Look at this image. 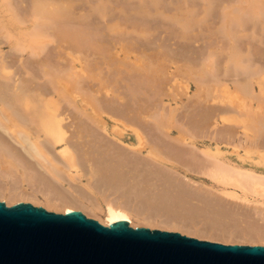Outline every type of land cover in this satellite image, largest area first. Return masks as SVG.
I'll return each mask as SVG.
<instances>
[{
	"label": "bare ground",
	"instance_id": "obj_1",
	"mask_svg": "<svg viewBox=\"0 0 264 264\" xmlns=\"http://www.w3.org/2000/svg\"><path fill=\"white\" fill-rule=\"evenodd\" d=\"M15 1H18V0H2L3 3H5V4H7L9 6V9H11L12 12L15 11L13 13V19H15L14 22H13V30L20 31V32L17 33V40H18V43L20 44V46L21 47L26 46V45L33 46L31 43H34V44H41V43L48 44L50 42L51 43L53 42L54 44H56L57 48H60V49L56 48V50L58 52H61V53L63 52V47H66L65 45H67V43H75L77 45L82 44L83 46L82 45L81 46L84 47V46H86L88 44L89 39H90V42H92V40H93L95 35H93V32L90 30L92 28L90 26V24H93L92 20H94L95 17L100 19V20H104L106 24H105V26H103V28L104 27L106 28V25H107V30L109 32H111V33H114L116 36L118 35L116 39L120 40L121 38H123L122 35H124V34L127 35L128 32L131 31V29H132L131 27H133V26H134V28H136V29H134V30H136V32H140V34L142 33V35H144V34L146 35L147 34L148 29L145 28L146 31L144 30L143 27H141V29H139L140 27L136 26L137 22L136 23L132 22L133 25L131 26V23L129 22L130 23L129 24L128 21H127L128 19H126L128 16L132 17V15L133 16L135 15V16L140 17L142 15V16H144L143 19H146L145 17H147V16L150 17L151 15L154 16V13L156 12L155 14H157L159 16L162 15L165 18V20L167 19L166 23H167V21H171V23L173 25H174V23L176 24V26H174V27H178L179 28V29L177 28V31L179 33L175 31L176 33H178V34L175 33L177 35V37L176 36L175 37H176V39L177 38H181L185 44H186L187 41H189L188 40L189 38H190V40H191V38H192V40L194 38H195V40L196 39L199 40V38H196V37H199L202 34L204 35L206 30L210 31L209 26H207V25L210 24L211 22H213V20L210 21L211 20L210 18L206 19L207 17H209L207 15L208 9H206V8L210 6L209 9H211V11H213L212 8H213L214 4L212 2H214V0H212V1L208 0V2L206 0H202V1H206L208 4L206 6V2H204L205 10L202 13H198V15H197L198 10L196 11L195 4L193 2H191L192 4H188V2H190V1H188L186 3V0H185L184 3L181 0H180L181 2H179V0H176V1H178V3H181V4H177L178 6L173 8V13L171 12L172 9L170 10L169 7H171L173 5L172 3H174V5H175L176 1L172 2V3H171V1H168V2H170L169 5H171V6H168V8H169L171 13H167L163 9V7L161 8V5L163 4L164 0L163 1L162 0H152L153 2L152 1L151 2L153 3V7L155 9L153 7L152 8L150 7L151 9L147 8L149 6H145V4H147V2L148 3H150V2L148 0L147 1L145 0L144 2H141V3H144L143 5H144V7L146 9L139 2L140 3L139 4L140 8L131 7V8H133L132 11L134 9H137V11L134 10L132 12V15H130L131 14V12H129L130 9L128 11H124L123 7L119 8V5H118L119 3L118 2H117L118 6L116 5L115 1H118V0H115V1L113 0V2L115 4L112 3L111 0H109V1L108 0H104V1L100 0V2H96V3H95V1H97V0H95V1H92V0H33L32 2L30 1V3H33L32 4L33 6L31 5L32 6L31 9L29 8L30 5L28 6V9H29L30 12L28 11V9L24 10V7H22L23 5L25 7L27 5V3H26V5L25 4H23V5L21 4V3L25 2V0H19V5L20 4L22 5L19 8L20 10L18 9V7L16 8L18 3L15 2ZM90 1H92V2H90ZM125 1H126V4H127L131 0H129L128 2H127V0H125ZM134 1L135 0H133V2H131V3L134 4L135 3ZM141 1H143V0H141ZM172 1H174V0H172ZM238 1H240V0H238ZM14 2H15V4H14ZM122 2H123V0H122ZM224 2H225V0H224ZM256 2L258 4L254 2L253 3L254 6L257 4V5H259V6L256 5L257 8L258 7L260 8V6H261L260 4L263 2V0L262 1L257 0ZM109 3L111 5H109ZM131 3L129 2V4H131ZM210 3H211V5H209ZM226 3L230 4V2H228V1ZM226 3H225V5H222L223 8L220 7L224 11L222 12L221 11L222 9H220V11L218 13V14H220L222 12L220 15L224 14V16H221V20L224 19L223 21H221L222 24L220 23V25H218L219 28H220V32H222V33L224 32L223 34L226 33V36H227V33L230 34V35H228V38H231V39L233 38L234 41L233 40L232 41L234 43H237V40L239 41V39L241 37H242V39H248V38H250L251 34L253 35L255 33L253 31H257L259 29V31L256 33V36L258 34L260 36V38L263 39V36H264V33H263L264 32V17H262V16L264 15V13H262L263 15L261 13H258V12H257V14H255L257 16V18L260 17L257 20V22L259 21L258 22L259 23L258 26L260 25V27H261V28L259 27L258 29L256 28V30H255V26L256 25L255 26H253V25L256 23L255 22L256 20L255 21H254V19L252 20V17L251 18L248 17L249 19L247 18V16H249V13H250L249 10H243V7H241L239 5H235V7L240 8V10L237 9L239 11V13H238V11H236L234 9V7H233L234 4L226 5ZM113 4H114V6H113ZM129 4H127V5H129ZM193 4H194V6H192ZM108 5L112 8L111 10L109 9V7L107 9ZM135 5L136 4H134V7H135ZM137 5H138V3H137ZM147 5H149V4H147ZM112 6L113 7H118V8H113ZM129 6H133V5H129ZM86 7H87V9H86ZM14 8H15V10H14ZM259 8H258V10H259ZM16 9H18L19 12ZM233 9L238 14H241V15H238V14L234 15L236 12ZM241 9H242V13H240ZM125 10H126V8H125ZM20 11H23V13H20ZM15 13H17V14H15ZM244 14H246V18L247 19L245 18V16H243ZM209 15L212 16V12ZM233 15L234 16L238 15V19L239 20L241 18V17L239 18V16H242V19L244 17V19L246 21L244 19H243V21H245V22H247L248 20H251L249 22L253 23V24L251 23V26H250L251 28L253 26V28H254L253 31H251V33L250 32L248 33L247 31H249V29H248L249 27L247 28L246 24H249V23L245 24V22H244V24H243L242 20H240L241 23H240L239 20H236V19L233 20V18H232ZM142 16H141V18H142ZM107 19H108V21H107ZM109 20H111V21H109ZM160 21H162V20H160ZM208 21H210V23H208ZM22 22H24V23L30 22L34 26L33 30H29V32H27L28 30L25 31L24 30L25 28H20L19 24H21ZM233 22L235 24H233ZM162 23H164V22H162ZM168 23L170 24V22H168ZM206 23H208V24L206 25ZM134 24H136V25H134ZM236 24L238 26V29H237L236 32H234L235 34L234 33L232 34V35H235V36L231 37V33H232L231 32L232 31L231 28L235 25L233 27V31H235L234 30L235 27L237 28ZM151 25H152V23H151ZM205 25H206V30L203 27ZM210 25H212V27H213V28L212 27H210V28H212L213 31H216V30H214L216 25L214 24L215 27L213 26V23H211ZM243 25H245L244 28L246 27V29H248L247 31H246V29L244 30L242 28ZM2 26H4V23H3ZM49 26L52 27V28L50 27L51 30H50ZM154 26H156V25H154ZM170 26H169V28H170ZM46 27H47V29L49 28L48 29L49 31H46L47 30ZM128 27H130L131 29L128 28ZM174 27H172L170 29H175L176 30V28H174ZM199 27H200V29H198ZM201 27H203V28H201ZM239 27H241L243 32L239 29ZM216 28H218V27H216ZM128 29H129V31H128ZM149 29H151V28H149ZM40 30H44L46 32L41 33V32H39ZM199 30H201V31H199ZM250 30H252V29H250ZM103 31H100V32L103 33ZM126 31H128V32L125 33ZM132 31H133V29H132ZM148 32L150 33V31H148ZM89 33H90V38H89ZM208 33L209 32L207 31V35H209ZM261 33L263 34V36L261 35ZM151 34H153V33H151ZM151 34H150V36L149 35H146V36L144 35V37H148L149 36L150 38H153L154 34H153V36ZM171 34H170V36H172ZM211 34L213 35V33H211ZM216 34H214L213 36H215ZM6 35H7V37H10L11 36V31L6 33ZM27 35L32 36V37H25ZM104 35H105V32H104ZM108 35H109V33H108ZM207 35H206V37L203 38L205 40V43L204 42L203 43L205 44L206 47L209 46V44H213L214 42L211 43V41L215 39L213 36L212 37L214 39H212L211 37H210V39H208ZM252 35H251V37H252ZM170 36H169V38H170ZM190 36H194V38L190 37ZM202 36L200 37V40L202 39ZM259 36H257V38H258L257 40L260 39ZM253 37H254V35H253ZM116 39H112V40L114 41ZM94 40L98 41V39H94ZM99 40H100V38H99ZM103 40L106 42L105 45L107 43L110 45V42H108L109 40L107 41L106 39H102V41ZM112 40H111V42H112ZM121 40H123L125 42L124 39H121ZM121 40L119 42H117V44L121 43L122 42ZM207 40H210V43L208 45H206V43H207L206 41ZM216 40L217 39H215L214 41H216ZM197 41H195V42H197ZM260 41H262V40L260 39ZM114 42L116 43V41H114ZM114 42H113V44H114ZM189 42H191V41H189ZM218 42H219V38H218ZM1 43H2V41L0 40V157H1L0 158V172L2 174L0 176L3 177L5 175L4 172H6V173L8 172L9 173L8 176H10V173H14L13 170L18 168L19 163L18 162L15 163V161L12 160L13 157H18L21 160H24L25 164L27 165V167H25V168L23 167L24 170H26V173L33 174L34 171H36V170L38 171L39 170V172H37V173H38V176L39 175L41 176V178H40L41 183L42 184L45 183L49 187V188L48 187H44V189H46V188L49 189V190H47V189L45 190V191H48V192H45L44 190L40 191L41 194L45 197L47 205H49L51 207H62L63 208V212H69V211L77 210V211L84 212L87 215H88L89 212L91 214V213H95V212L100 211V212L103 213V219L99 220V221L101 223H103L104 225H109L113 221H117V220H125V221L129 222V225L134 226L132 218L133 219L136 218V219H142L144 222L146 221L147 223H151V224L155 223L156 221H158V222L160 221V222L163 223L164 226L178 227V228L179 227H184V228L186 227V228L190 229L191 227L187 223H185V222L184 223H180V221L177 222L176 221L177 218H176V220L173 219V221H172V218L171 219L167 218L168 217L167 214H166V217L164 216L165 219H162L163 218V217L161 218L162 212H164L163 213V215H164L165 213L168 212V210H166V212L164 210L161 212V208H159L160 210L157 209L158 212L157 213L155 212V214L153 215V214H151V212H152L151 210H153V209H150L151 208L150 205H149L150 207H148L150 212H148L147 210L145 211L144 209L140 208L141 210H144V211H141L140 209H137V207H136V209L134 207L132 209L131 208L132 206L129 203H128V205H130L131 207H127V204H125L126 202L124 203V200L122 198H120V200H119L117 198L118 196L114 197V195L116 193L115 194L113 193L114 195H113L112 199L117 198V200H119L120 202L117 203L115 200H114L115 202H113L112 199H110L111 198L110 194H112V192H115L114 190H117L119 187L123 190L124 188H127V187L131 188L132 186H135V184H136L135 182L138 183L139 180H135L136 179V175H134L135 172H134V174L132 173V176H131L130 172H133L136 169L135 171L137 173L138 170L142 169V167H144V166L146 167V168L144 167L145 168L144 172L145 171L148 172V173L145 172L146 175L152 172L153 169H151V168H149V170L147 171V166L149 167V165H148L149 163L148 162H146L147 166L145 164H141L142 162H138L139 160L137 159L138 158L137 155H134L136 152L137 153H141L142 152L141 151L142 148H145V147H149L147 149L148 156L151 154L153 156L162 157L163 153H164L162 151V149H165V150H167V152H169L170 154H172L175 157H185L192 164L199 165V167H201L202 170H206L205 173L209 174L212 178L218 179V180H220L222 182L232 181L233 183L236 184V186L240 187L242 190L248 191L249 193L254 194V195L258 196L260 199L264 200V174H256L251 169L235 167V166H231L229 164L220 165L216 160H214L215 156L210 150L202 149V152H203V154L206 157L201 155V154H198L197 153V149L195 148V145H197V143L194 140L186 142L187 138L185 136H181V134H179L178 137L176 138V142H178L179 144L178 143L177 144L164 143V141H161V140L159 142V140H158L159 137L155 134V132L152 129L149 128V125L148 126L144 125L145 124V122H144L145 120H143L142 119L143 117L140 116L141 115L140 112H142L143 109L141 108L142 111H140V108H139L138 111H136V107L134 108V106L137 105V101L138 100H134L132 94H131V96L126 97L127 100L123 99L124 101H122V103H121L122 105L121 104H116V103L115 104L114 103H109L108 101L106 102L105 100L103 101V100H101V97L98 96V99H97V103L98 104H97V106L99 105V107H97V108H96V104L94 105V103L96 102L95 101L96 99L94 100L95 102L92 103L93 105L89 104V103H91L93 101V96H92V101L91 100L88 101L87 99L84 98V94L85 93L83 91H82L84 93L83 96L78 95L79 93L76 94L75 93L76 92L75 91L76 87H74L76 84H77L76 86H78V85L81 86L82 84H84L82 82L85 81V79H89L88 81H90L92 79L91 77L92 76L94 77L95 73H91L92 71L88 72L89 69L91 68L90 67L91 66L90 62L92 61V60L89 61V57H88L87 60L89 61L88 65H90V66L87 65V67H90V68H88V70H85L83 67H77L75 65V63H74V60L76 58L71 56V60L70 61L72 63H74V65H72V68L68 69V74H70L69 76H67V75L64 76L65 74L64 75L62 74L63 76L62 75L60 76V74L62 72H60V73L56 72V71H58L57 70L58 64H56L57 65V68H56L55 67L56 65L55 66L52 65L53 64L52 62L50 63L52 66L51 65L50 66H51V69H52L53 66H54V68H53V70H50V66H47V64H49L50 60L49 61L47 60L48 63L46 62V63L43 64V60L47 59V58H41L40 62H42L41 64L43 66L39 64L38 60H40V59H37L36 61H38V63L37 62L36 63L39 66H41V68L43 67L44 69L47 70L48 68H45V67H49V70H50V72H48L49 70L40 71V72H43V73L45 72L44 74L43 73L41 74L40 72L38 73L37 71H39V70L35 71V72H37L40 75V76L38 75V77H40V78L35 77V72H34V77H33V73L32 72H33V68L36 67V63H33V61H31L32 63L31 62L29 63V61L27 63V61H26V64H25L24 63L25 61L23 60V58H20V59H18V61L23 64V70L25 68L26 70H24V71H26V75L29 74L30 76L26 77V75H23L24 76L23 77V76L19 75L17 77L16 73H19V70L16 69V68H15V70H13V67L10 64V63H13L12 61L15 60V58H13L12 61H11V60H9L7 58L5 53L1 52V50H2ZM128 43L126 42V44L129 46V48H131V47L135 46L134 44H136L137 42H135V43L133 42L134 44H132V45H130V43L129 44ZM222 43L225 44V42H222ZM259 43L260 44L263 43V45H264L263 41H262V43L261 42H259ZM113 44L111 43V45H113ZM219 44H218V46H221V48H223L222 45H224V44H222V45H219ZM109 45H107V46H109ZM114 45H116V44H114ZM137 45H138V43H137ZM225 45H227V42H226ZM247 45H248V47H250L249 48L250 50L248 49V51H246V53L248 55L246 53L242 54L244 50H242L241 53L239 52L241 49H239L240 47H239L238 43H237V46L234 45V44L229 45L228 48H227L226 55L220 53L221 51L224 50V49L221 50L220 47H219L220 52H218V50H219L218 48L214 49L216 46L214 48L213 47L210 48V46H209V48H210V50L212 48L214 50H217V52L220 53L221 56L225 55L226 56L225 58L227 59L226 60L227 61L226 64L227 63L233 64V66L232 65L230 66V67H232L231 69H233V67L235 66V68L233 70H235L236 67H237L238 70L236 69L235 71H240L239 67L241 68V65H242L244 70H242L243 69L242 68L241 72L242 71L246 72V70L250 69L249 68L250 66L252 68L253 66H255L257 64L256 63V61H257L256 58H258L260 56V54L264 53V52L261 53L262 51L260 53H258L259 51H257V50L261 49V48H259V46H260L259 44H258L259 46H256V45L252 44L253 46L256 47V53L253 54V55L255 56L257 53L259 54V55H256L258 57H253V58H255L254 59L255 63H253L254 62V60L252 58L253 55L249 54L250 53L249 51H251V52L253 51L254 52L255 49L253 50L251 45H249V44H247ZM138 46L139 47L140 46L143 47L140 44ZM125 47H127V46H125ZM139 47L136 46L134 50H136V48L138 49ZM226 47H224V48L226 49ZM236 47H238V49ZM246 47H244V48H246ZM129 48L127 50H131ZM133 48H132V50H133ZM141 49H143V48H141ZM138 50H140V49H138ZM214 50L210 51V53H209L210 55L209 56L207 55L208 52L205 50L206 54H205L204 58L205 59L207 58V59L206 60L204 59L206 61L205 64H204L205 61L203 63H201V64H204V68H202V70L200 69L199 66H197L198 68H196L195 66L191 67V70L192 71L194 70L193 72H196L195 73L196 76H197V72L203 73V74L205 72L206 73L205 77H208V78H210V76L211 77H216V76H213V75H216L214 70H216L215 68L219 65L216 62L218 58L220 59V61H222V63L219 65V66H221V68L217 67L219 69L217 71H220L222 73L221 69H222L223 61H225V60H223L224 56H222V59H221L219 57L220 54L218 55V53H216ZM262 50H264V49L262 48ZM186 51H187V49H186ZM225 51L226 50H224V52ZM128 52H130V51H128ZM142 52H143V50H142ZM187 52L189 53L190 51H187ZM191 52H192V50H191ZM199 52H200V50H199ZM57 53H55V55ZM140 53H141V51H140ZM161 53L160 54L162 56H165L167 54V53L163 54V52H161ZM142 54H145V53L143 52ZM160 54H159V56L162 57ZM194 54H195V57L197 58L198 54L196 53V51H195ZM52 55H54V54L52 53ZM102 55H104V54H102ZM102 55H100V56H102ZM127 55H128V53H127ZM146 55L149 56V54H147V53H146ZM157 55L153 54V56H155V58H156ZM167 55L170 56V57L167 56L168 59L169 58L170 59H172V58L175 59L176 58V57L175 58L173 57L174 54L172 55V57H171V54H169V53ZM244 55H247V57L245 56L246 59L247 58L248 59L249 58L252 59V62H251V59L249 61H247V62H244V63H246V65H245L246 67L243 66V61L245 60ZM50 56H51V54H50ZM58 56H59V54L57 55V57ZM141 56H143V55H141ZM148 56H144V57H148ZM217 56H218V58H217ZM102 57L104 59L106 56L105 57L102 56ZM150 57L151 56H149L148 58H150ZM263 57H264V54H263ZM263 57L262 58L260 57V59L262 61L264 59ZM141 58H143V57H141ZM155 58L152 59L151 61H153V60L155 61ZM157 58H159V57L157 56ZM193 58H194V56H193ZM91 59H93V58H91ZM126 59H127V56H126ZM150 59H148V60L150 61ZM164 59H165V57H164ZM168 59H165V60H167L168 63H169ZM197 59L196 60L195 59H191L192 63L190 62L188 64L189 65L190 64H192V65L198 64L199 65L200 63L197 62L198 61ZM106 60H105V62H106ZM143 60H145V59H143ZM192 60H195L197 63L195 62L196 64H194V61H192ZM58 61H61V60H58ZM159 61H161V60H159ZM220 61H219V63H220ZM258 61L257 62L259 63V65L257 64L254 68H252L250 73H248L249 70L246 72V73H248L247 74L248 78L246 80L244 78V82H243V79L239 78V77L241 75L246 74V73L243 72L244 74L243 73L241 74L240 72H237V73H239V75L237 74L238 76L236 74H234L235 76L238 77V80L242 79V81L241 80L238 81L237 78L232 76L234 71H232V70L230 71L232 75L229 73V68H228V72L226 73V75L220 74L221 77H223V78H220V76H219L220 80L218 79L219 82H217V84H211L210 83V85H214L213 88H210V85H209V88H208V83H207V86H205L206 85L205 82L207 81L206 80L207 78H205L203 76V81L205 80L204 82L201 81V79H200L199 84L201 82H203L202 84H205V85H202V84L199 85L200 86V91L201 90L203 92L207 91V93H205V94L201 93V95H197V96H200V98L204 97V98H207V100H213L214 101V100H216V98L214 97V93L215 92H217L218 90H220V91H225L226 90V92L228 94H229V92H231V99H229L227 97H226V99H228V101L230 103V106L232 105V109L230 107L229 110H227V109L226 110L225 109H217V108H215L216 110L215 109L213 110L214 107H212L211 108L212 110H210V112H209L207 110L209 108L208 107L209 105L208 106L205 105L208 108L205 107L206 109L203 108V109H201V111L203 113H204L203 110L208 111L209 113L208 112L206 113V111H205V115L208 114V116H204L202 114L203 118L204 117L205 118L203 119L201 117L202 119H200V120H202V121L199 122V125L197 127H202V128L203 127L207 128V127H210V126L216 127L218 119H220V120H222L224 122L230 121V120L231 121L239 120V121L242 122V125L245 128L254 129L255 133H256V136H258V137L262 136L264 138V104H262V102H261L262 100L264 101V64H262V61H260V60H258ZM93 62L96 63L98 61L95 60ZM121 62H123V61H121ZM136 62L140 63L137 60H136ZM248 62L253 63V65L250 64V63L248 65L247 64ZM14 63H15V61H14ZM110 63L111 62H110V59H109V64ZM125 63H126V61H125ZM144 63H143V65H144ZM152 63L155 65L154 62H152ZM214 63L217 66H215ZM24 64H25V66H24ZM28 64H32V65L26 66ZM97 64H99V62L96 63V64L92 63V67L93 68L91 70L98 69V68H95L96 66L94 67V65H97ZM112 64H113V61H112ZM116 64L113 65V66H116ZM160 64H159V67H160ZM169 64H171V63H169ZM44 65H45V67H44ZM123 65H125V64L123 63ZM134 65H132L133 70H136V69H134L135 68ZM145 65H146V63H145ZM213 65L215 66V67H213L214 68L213 70L212 69H207V68H211ZM247 65L249 67H247ZM31 66H34V67H31ZM39 66H37V67H39ZM97 66H100V65H97ZM117 66H118V64H117ZM127 66H128V63H127ZM130 66H131V64H130ZM28 67H29L30 71L32 70L31 72L28 70L29 73L27 72ZM70 67H71V64H70ZM107 67H108V65H107ZM136 67L139 68V65L136 66ZM164 67H166V66L164 65ZM225 67H227V66H225ZM225 67H223V69ZM110 68L113 69L115 67H111L110 66ZM144 68H146V66ZM157 68H158V66H157ZM245 68H246V70H245ZM37 69H40V67L37 68ZM54 69H56V70L54 71ZM99 69H100V70H98L99 73H100L101 70L104 71L101 68H99ZM112 69L110 70V72L113 71ZM117 70L119 71V69H117ZM117 70L115 68V71H113V72H115L117 74V72H118ZM122 70H124V69L120 68L121 72H122ZM133 70H131L132 74H131V72H129L130 75H133ZM143 70H146V69H142V71ZM147 70H148V68H147ZM208 70L214 71L213 72L214 74H211L210 71H208ZM52 71H54V72H52ZM59 71H61V70H59ZM108 71L105 72V73L109 74L108 76L107 75L106 76L110 78V77H112L111 76L112 73L110 74V72H108ZM187 71H188V68H187ZM226 71H227V69L225 71H223L224 74H225ZM87 72L90 75H92V76L90 77ZM144 72L145 71H143V73ZM54 73L59 74V76L55 75ZM101 73L105 74L104 72H101ZM208 73H210V74H208ZM80 74H81V76L83 75L84 77L86 75V77L84 78L83 81L80 82L81 84L78 83L79 80H80L79 79L77 83L75 82L76 84L74 83L75 84L74 85L71 82L72 81L71 80V76L72 77L76 76V75L79 76ZM96 74H97V72H96ZM134 74H136V75L138 74L139 75L140 73L136 71V73H134ZM145 74L148 75L147 71H146ZM228 74H230L231 77L234 78V79H232L234 83L231 81L232 85H230L229 82L227 81L228 79L226 77H228V76L230 77V75H228ZM41 75H43L45 78L47 77L48 79L47 78L46 79L48 81L53 80V82H54V83H52L53 86L50 84L52 86V88H48L47 85L45 86V84L44 85L42 84V82L46 81V80L44 79V80L40 81L41 80ZM99 75L102 76L101 74H99ZM124 75H126V73ZM127 75H129V74H127ZM163 75H164V73H163ZM208 75H210V76H208ZM247 75L245 77H247ZM36 76H37V74H36ZM88 76L90 78H87ZM100 76H98L99 78H97V81H96L97 84H98V81H100L99 80ZM118 76H121V75L118 74ZM142 76H143V74H142ZM150 76H152V75H150ZM224 76H225L226 80L225 81H221V79H224ZM65 77H67V79H65ZM154 77H156L155 74H154ZM217 77H216V79H217ZM156 78H158V76ZM105 79H107V78H105ZM148 79H150L149 75H148V77L146 76L145 80L148 81ZM102 80H104V79H102ZM35 81L37 82V84H39V81H40V85H43L42 88L41 87L38 88V85L36 87V82ZM140 81H141V78H140ZM151 81L153 83V80H151ZM151 81L149 80V82H151ZM94 82H95V80H94ZM94 82L92 81L90 83L93 84ZM104 82H107V85H109L111 81L109 82V81L105 80ZM116 82H118V81H116ZM141 82H143V81H141ZM214 83H216V82H214ZM253 84L257 85L256 91H257L259 96H257L255 94V90H254ZM102 85H103V82H102V84L100 86H102ZM104 85L107 86L105 83H104ZM109 86H107V87H109ZM60 87L62 88L63 91L60 90ZM79 88H81V87H78V89ZM97 89L99 90V88H97ZM197 90H198V88H197ZM211 91H212V93H211ZM240 92L250 93L252 95L251 98H250V101H251V99H254V98L257 99V101H258L257 106L255 108H252V109H247L246 110L247 112L243 113V108L242 107L244 106V104L242 103V98H241V96L239 94ZM96 97H97V94H96ZM148 98H149V96H148ZM193 98H194V96H193ZM135 99H137V98L135 97ZM147 99H145V101H146V103H149V101ZM68 100H69V103H67ZM133 100L136 101V105H135ZM68 104H70V105H74L75 104L76 107H78V109L74 107V109H75V110L73 109L75 111L74 112L71 109V108H73V106L71 107L69 105L70 106L69 107ZM148 106L149 105L147 104V107ZM143 113H144V111H143ZM106 116L111 119L112 124L108 123L109 121L108 122L105 121ZM146 118H149V116L148 117L146 116ZM88 120L91 121L92 125H90ZM147 121H149V120L147 119ZM165 125L166 124H164V123H163V125H161L162 129L158 125L157 126H158V128L161 129V131H163L164 128L167 129V127H168V126H165ZM123 129L130 130L136 136L137 144H138L137 145L138 148H136V150H135V148H134V150H132L133 147L130 146V145L128 147L129 149L123 148V146H124L123 145L124 141H123V138H122V135L124 133ZM232 129L228 130L226 128V131L224 133V136L226 137V139H231L232 138V136H233V134L235 132ZM193 137H195V135H193ZM193 137H190V139L193 138ZM58 146H61V148L57 149ZM252 146L260 153L261 151H264V140H262V141H253ZM160 147H162V149ZM94 149H96V150H94ZM16 152H18L17 153L18 155L14 154ZM12 154H14L13 157H12ZM131 154L134 155V157L135 156L136 157L135 158L131 157L132 156ZM19 156H21V157H19ZM13 159L15 160L16 158H13ZM134 160H136L135 163L136 162L139 163L138 165H140V166L142 165L141 167L137 166L138 170H137V168H134L137 165V164L134 163L135 164V166H134V164H133ZM129 161H131V162H129ZM140 161H141V159H140ZM127 162L128 163H132L133 166L130 165L129 168H128L127 166L129 164ZM124 163H126L128 165L126 166ZM143 163H145V161ZM32 166H34L35 168L33 169ZM125 166H126V168H125ZM27 168H28V170H27ZM129 169L130 170L133 169V170L130 171ZM30 170H31V172L33 170L34 171L31 173ZM127 170H128L129 173L126 172ZM153 171H155V169ZM155 172L157 173V171H155ZM155 172H152V173H154L153 175L156 174ZM39 173H41V174H39ZM43 173H45L46 176L48 174L47 177L52 178L51 181L49 180V178L47 180V177L45 175H43ZM143 173L141 171L139 175H141ZM144 174H143V176H144ZM82 175L89 178L88 179V184L82 186L85 189L78 188L79 185L76 182V180L80 179V177ZM158 175H159V172H158ZM158 175H157V177H158ZM151 176L152 175H150V177ZM4 177H7V176L5 175ZM131 177H133V179H131ZM140 177L143 180L142 176H139V178H138V175H137V179H140ZM141 179H140V181H142ZM148 179H151V178H148ZM168 179H170V178H168ZM52 180H54V182L56 184ZM131 180H133V182L134 181L135 182L132 183ZM144 180H146V179H144ZM172 180H174V179H172ZM61 181L69 182L70 190L68 192L67 191L64 192L65 190L63 192H61V189H58L60 187L57 188V186H58L57 183L58 182L60 183ZM146 181H148V180H146ZM169 181H171V180H169ZM151 182H155V181H151ZM163 183H162V186H164L166 184V183L165 184H163ZM171 183H172V185H174V182L171 181ZM171 183L169 182L168 184H171ZM45 184H43V186ZM130 184H132V185L130 186ZM141 184L142 183H140V185L138 184V186H141ZM149 184L151 185L150 182H149ZM179 184L180 183H178V185ZM146 186H147V184H146ZM152 186L154 187L155 185H151V187ZM80 187H81V185H80ZM151 187H149V190H151ZM175 187H177V184H176ZM50 188H51V190H50ZM52 188L55 189V191L57 189L55 194L51 193V191L55 192V191L52 190ZM165 188H167V184L165 185ZM179 188L182 191L183 187L182 188L179 187ZM143 189H144V186H143ZM170 189H172V188H170ZM178 189L176 188V190H175L173 188L171 190V194H172L173 190H175L178 193ZM82 190H87L90 193L89 192L87 193V191L84 192ZM108 190H110L111 193L110 192L108 193L107 192ZM122 190H119V191L122 193L123 192ZM129 190H127V192L133 191V190H130V191ZM149 190H148V192H150ZM156 190H158V189L156 188ZM33 191L32 192H27L26 190L23 191L17 186L13 187V185L11 183L10 184L9 183L8 184L3 183L2 180L0 179V197L1 198L6 197L8 199V203L6 202L7 204H9L10 202L19 200V199L32 198V199L36 200L37 196H36L35 191L34 192ZM94 191H98L99 193L103 194L104 205L101 204V202L98 199V197H96ZM103 191L106 192V193H103ZM151 191H152V194H153L154 193L153 189ZM175 191H173V194H175V196H178L179 194L176 195V193H174ZM140 192H139V194L137 192V194L139 196H140ZM159 192L160 191H158V192L156 191L157 195L160 194ZM121 193H120V195H121ZM130 193L134 194L135 191L134 192H130ZM162 193H164V192H162ZM148 194L150 195L151 193H148ZM161 195H159L160 197L159 196L158 197L162 198ZM163 195H166V194H163ZM122 196H120V197H122ZM166 196H168V195H166ZM107 197L108 198L110 197V198L108 199ZM142 197H144V196H142ZM155 197H157V196H154V198ZM165 197L162 198V199H159V200H162V201H160L161 204H162V202L164 200L167 199V198L165 199ZM154 198L152 197L150 199V201H149L151 205H153L152 204L153 203L152 199H154ZM145 199H146V196H145ZM122 200H123V202H122ZM132 200H133V198H132ZM128 201L129 200H127V202ZM137 201L139 202V199ZM167 201H169V200H166V203L168 205ZM129 202H133V201H129ZM157 203H158V198L156 199V206L158 205ZM134 204H137V202L134 203ZM163 205H162V208L165 209V207ZM262 205H263L262 207H264V201L262 202ZM154 210H155V205H154ZM159 211L161 212V214H160ZM262 212L264 213V208H263ZM168 214H169V212H168ZM155 215H159L160 217L159 216H155ZM184 218H185V216H184ZM179 220H181V219H179ZM216 221L219 222V220H216ZM189 224L191 225V223H189ZM215 225H216V223H215ZM218 225H220V226H218ZM218 225H217L216 228H218V227H221L222 229L224 228L223 224L222 225L218 224ZM193 228H191V229H193ZM243 229L241 230L242 231L241 234L243 236H248L247 234H249L250 232H247V230H245V229L243 230ZM198 230H200V229H198ZM200 231H202V233H206V232L203 231V229H201ZM222 231L223 232L219 231V233H222L221 235H230V236H233V237H237L238 235L242 236L240 234V232L237 231L236 228H233L229 232L228 231L224 232V229ZM208 233H210L212 236H215L214 235L215 234L214 231L212 232L210 230ZM216 234H217V232H216ZM252 238H254V237H252ZM256 239L262 242V241H264V235L263 234H258L257 236H255L254 241Z\"/></svg>",
	"mask_w": 264,
	"mask_h": 264
},
{
	"label": "rangeland",
	"instance_id": "obj_2",
	"mask_svg": "<svg viewBox=\"0 0 264 264\" xmlns=\"http://www.w3.org/2000/svg\"><path fill=\"white\" fill-rule=\"evenodd\" d=\"M30 1L32 2L33 0H27V1L25 0V2L21 3L22 5L23 4L26 5V3H27L26 7L24 5L22 6L21 4L19 5V0L18 1H15V2L18 3V4L16 3L17 4L16 8L18 7V9H19L22 6V7H24V10H25V9H28V6L30 5L29 8L31 9V7L33 6L32 5L33 3H30ZM92 1H95V0H92ZM92 1H90V2H92ZM111 1H112V3H114L113 0H111ZM128 1L129 0H127V2ZM144 1L145 0H143V1H141V0H135L134 1L135 2L134 4H136L135 7H134V4L131 3V2H133V0L129 1L131 4H129V2L127 3V4L133 5V6L127 5L125 0H123V2H122V0H120V1L118 0V1H115V3L117 5V2H118L119 3L118 4L119 5V8H122L123 7V10L124 11H128L130 9L129 12H131V14L130 13L129 14L132 15V12L134 10L137 11V9H134L133 11H132V9L133 8H140V5L139 4L141 2H144ZM148 1L150 2V3L147 2V4H149V5L145 4V6H149L147 8H150V7L152 8L153 7V3H152L153 1L152 0H148ZM168 1H171V3H172V2H175L176 0H174V1H172V0H166L165 1L164 0L163 1V4L165 2L166 3L164 5L163 4L162 5L160 4L161 5V8L163 7V9L165 10V12H167V13H171V12L173 13V8L174 7H177L178 6L177 4H181V3H178V1H176L177 2V3L175 2V5L176 6L174 5V3H172L173 5L171 6V5H169L170 2H168ZM181 1H183V3L185 2V0H181ZM181 1L179 0V2H181ZM188 1H190V2H188ZM206 1L208 2V0H206ZM206 1H202V0H193V1L192 0H186V3L188 2V4H192L191 2H193L195 4V6H196V11L198 10V12H197V15H198V13H202L205 10V8H204V2H206ZM227 1L230 2V4H234L233 7H234V9L236 11H238L237 9L240 10V8L235 7V5H239V6L243 7V10H249V12L251 14L249 13V16H247V18L248 17H250V18L252 17V20L253 19H254V21L256 20L255 21L256 23L253 25V26L256 25L255 26V30H256V28L258 29L260 27V25L258 26V24H259L258 22L259 21L257 22V20L260 17L257 18V16L255 14H257V12L258 13H261V14L264 13V0L260 4L261 5L260 8L258 7L260 11L257 8V6H259V5H257L258 4L256 2L257 0H240V1H238V0H227ZM227 1L225 0V2H224V0H214V2H212L214 4V6H213L214 9L212 8L213 11H211V9H209L210 6L206 8V9H208L207 15L209 16L206 19H209L210 18L211 19L210 21L213 20V22H211V23H213V26L214 27L216 25V27H218V28H216V27L214 28V30H216L217 32L216 31H213V29H212L213 27H212V25H210L211 24L210 21H208V23H210V24L206 23V25L208 24L207 26H209L210 31L209 30H206V25L203 26L204 29L206 30V32H205L202 29L205 32L204 33L205 36L202 34L203 36L200 35L199 37H196V38H199V40L198 39L195 40L194 36H190V37H193L194 39L192 40V38H191V40H190V38H189L188 40L191 41V42H189V41L186 42L185 41L186 42V44H185L181 38H177L176 39V37H177L176 34L179 33L177 31V28L178 27H174V26H176V24L173 22L174 23V25H173L171 23V21H167V23H166V20L167 19L165 20V18L162 15L161 16L163 18L161 16L155 14L156 13L155 12L154 13V16H152V15L150 17L147 16V17H145L146 19H143L144 16H142V15H141L142 18H141V16L138 17V16H135V15L134 16L132 15V17L128 16L129 18L128 17L126 18V19H128L127 20L128 23L129 22L131 23V26L133 25V23H136L137 22L136 23L137 25L136 24H134V25H136L137 27L139 26L140 27L139 29H141V27H143L145 31H146V29H148V31H150V33L147 31V34L146 35H149L150 36V34L153 33L154 36H153V34H151L153 36V38H150L149 36L148 37H144L145 34L142 35V33L140 34V32H136V30H134L136 28H134V26H133V27H131L133 29V31H132V29L130 27H128V28L131 29V31H129V29H128V31L130 33L128 31H126L125 33L128 32V34L127 35L124 34L125 36L122 35L123 38H121V39H124L125 42L120 39L122 41L121 42L122 44L121 43L117 44V42L120 41V40L116 39L118 35L116 36L114 33L109 32L107 30V25H106V28L104 27L105 28L104 29L103 26H105V24H106L105 21L104 20H100V19H98V18H96L94 16L95 18H94V20H92L93 22L91 21L93 24H90V26L92 27L90 30L93 32V35H95L94 38H93V40H92V42H90V39H89L88 44L86 46H84V47H82L83 46L82 44L77 45L75 43H67V45H65L66 47H63V52H62L63 54H62L61 52H58L56 50L57 46L53 42L52 43L50 42L48 44H45V43H41V44L31 43L33 46L26 45V46L21 47L20 44L18 43V40H17V33L20 32V31L13 30V22L15 20V19H13V13L15 11L12 12V10L9 9V6L7 4L3 3L2 0H0V40L2 41V43H1V48H2L1 52L2 53H5L6 56H7V58L9 60H11V61H12L13 58H15V60L12 61L13 63H10V64L13 67V70H15V68L19 70V73H16V76L17 77L19 75L20 76L26 75V71H24L26 69L24 68V70H23V64L18 61V59H20V58H23V60L25 61L24 62L25 64H26V61H27V63H28V61H29V63L31 61H33V63H36V62L38 63V61H39V64L40 65H42L41 64L42 62H40L41 61V58H47V59H44L43 60V64L46 63L47 60L48 61L50 60L49 64H47V66H50L51 65L50 63L51 62L53 63L52 65H54V66L56 64H58V68H57V65L55 67L58 70L56 72H59V73L62 72L60 74V76L62 74L63 75L65 74L64 76H66V75L69 76L70 74H68V69L69 68H72V65H74V63H75V65L77 67H83L85 70H88V68L91 67L88 72H91L92 71L91 73H95V74L97 72L96 75L94 74V77L95 78L87 72L90 77L92 76L91 77L92 79L94 78L93 80L91 79L90 81H88L89 79H85V81H83L84 78L86 77V75H85V77L82 75L83 76L82 77L81 74L79 76L78 75L73 76V77L71 76V80H72L71 82L73 84L75 82L77 83L79 79L80 80H79L78 83H80L81 81H83L82 83H84L81 86H79V85L76 86L77 85L76 83H75L76 85L74 84L75 85L74 87H76L75 88L76 89L75 90L76 91L75 92L76 94L79 93L78 95L83 96V94L85 93L84 94V98L87 99L88 101H90V100L92 101V96H93V101L91 103L88 102L89 104H92V103H94L96 101L94 103V105L96 104V108L99 107V105L97 106V104H98L97 103L98 96H100L101 97V100H103V101L105 100L106 102L108 101L109 103L121 104L122 101H124L123 99H126V97H129L132 94L134 100H138L137 101V105H136V101L133 100L134 103H135V105H136V106H134V108L136 107V111H138L139 108H140V111H142L141 108L143 109L144 113H143V111L142 112L139 111V112L141 113L140 116L143 117L142 119L145 120L144 121L145 122L144 125L145 126H148L149 125V128L152 129L155 132V134L159 137V138L157 137L158 140H159V142L161 140V141H164V143L177 144L178 142H176V138L178 137L179 134H181V136H185L187 138L186 142H189L191 140H194L197 143V145H195V148L197 149V153L198 154H201V155L205 156L203 154V152H202V149L210 150L214 154V156H215V159L214 160H216L220 165H222V164H229V165L235 166V167H240V168H245V169H251L256 174H264V157H263L264 156V151H261L259 153L252 146L253 141H262V140H264V138L262 136H259V137L256 136V133H255V130L254 129H252V128H245L242 125V122L239 121V120H236V121H231L230 120V121L224 122V121H222L220 119H218L217 126L216 127H213V126H210V127H207V128L206 127H203V128L202 127H197L199 125V122L202 121V120H200V119L203 118L202 114L204 116H208V114L205 115V111L206 110H203L204 111V113H203L201 111V109H203L205 107L206 108L209 107L207 109L209 112H210V110H212L211 109L212 107H214L213 110L215 108L229 110L230 107L232 109V105L230 106V103H229L228 99H226V97L229 98V99H231V92H229V94H230L229 95L226 92V90L225 91L218 90L217 92H215L214 93V97L216 98V100H214V101L213 100H207V98H204V97L203 98H200V96H197V95H201V93H204V94L207 93V91H204V92L202 90L200 91V86H199L200 84H202L205 81V80L203 81V76L205 77L206 73L204 72V74H203V73L197 72V76H196V74H195L196 72H193L194 70L192 71L191 70V67L192 66H195L196 68H198L197 66H199L201 70H202V68H204V64L206 63L205 60L207 59V58L206 59L204 58L205 57V54H206L205 50L208 52L207 55L209 56L210 55L209 53H210L211 50H214V49H217V48L219 49V47L221 48V46H218L219 43H220L219 45H222V44H224L222 42H225V44L227 42V45L224 44L225 46L222 45L223 48H221V50L224 49L226 51L224 52V50H223V51L220 52V49H219L218 52H220L221 54H225L226 55L228 46L229 45H232V44H234V45L237 46V43H238V45L240 47L239 49H241L239 52L241 53L242 50H244L242 54H245L246 51H248V49L250 48V47H248L247 44L251 45V47H252L253 50L255 49L254 52L253 51L252 52L249 51L250 52V53L248 52L249 54H252L253 55V54L256 53V47L253 46V45H256V46H259L260 45L259 48H261V49L260 50L259 49L257 50V51H259L258 53H260L261 51H262L261 53L264 52V50H262V48L264 49V45L262 43V41L264 42V36L261 33V35L263 36V39H262L257 34V36H259V38L262 41H260V39L257 40L258 38L256 36V33L259 31V29L257 31H253V29H254L253 26H252V28L250 27L252 22L251 23L249 22L251 20H248L247 22H245L246 20L244 19V17H243V19L245 21H243L242 16H239V18L241 17L240 20L243 21L242 22L243 24H244V22H245V24L246 23H249V24H246L247 28L249 27L248 28L249 31H247L248 29H246V27L244 28L245 25H243L242 28L244 30L246 29V31L248 33L249 32L251 33V31L255 32L253 34L254 37L251 34L252 37L250 35V38H248L249 40L248 39H242V37H241L239 39V41L237 40V43H234L233 42L234 41L233 38L232 39L231 38H228V35H230V34L227 33V36H226V33L223 34L224 32L223 33L220 32V28H219L218 25H220V23L222 24L221 21L224 20L223 18H222L223 20H221V16H224V14L223 15H220L224 11L222 9L223 8L222 5H225V3ZM260 1H262V0H260ZM15 2H14V4H15ZM96 2H100V0L95 1V3ZM207 2H206V6L208 4ZM254 2L257 3L256 4L257 6L256 5L254 6V4H253ZM137 3H138V5H137ZM114 4H113V6H114ZM143 4L144 3H141V5H143ZM194 4L192 6H194ZM230 4L226 3V5H230ZM109 5H111V4L109 3ZM109 5L107 6V9L109 7V9L111 10L112 8ZM209 5H211V3ZM168 6H171L172 7V8L169 7L170 10L172 9L171 12H170ZM131 7H133V8H131ZM143 7H144V5H143ZM220 7H222V8H220ZM113 8H118V7H113ZM125 8H126V10H125ZM18 9H16V10H18ZM86 9H87V7H86ZM220 9H222L221 10L222 12L220 14H218L219 11H220ZM14 10H15V8H14ZM19 10H18V12H19ZM209 10L212 12V16L209 15V14H211V12ZM28 11H29V9H28ZM17 13H15V14H17ZM20 13H23V11H20ZM238 13H239V11H238ZM238 13L236 12L235 14L234 13L233 14L236 15ZM240 13H242V9H241ZM246 14L243 15V16H245V18H246ZM234 15L232 16L233 20L234 19L239 20L238 19V15H241V14H238L237 16H234ZM262 17H264V15ZM160 20H162V21H160ZM107 21H108V19H107ZM109 21H111V20H109ZM162 22H164V23H162ZM168 22H170V24ZM3 23H4V26H2ZM151 23H152V25H151ZM240 23H241V21H240ZM233 24H235V23L233 22ZM154 25H156V26H154ZM169 26H170V28H172V27L176 28V30L175 29H170ZM236 26H237V24H236ZM19 27L20 28H25L24 30L25 31L28 30L27 32H29V30H33V27L34 26L30 22H26V23L22 22L21 24H19ZM50 27L51 26H49V28ZM203 27H201V28H203ZM210 27H212V28H210ZM233 27L231 28L232 29V31H231L232 32L231 33V37L232 36H235V35H232V34L234 32H236L237 29H238V26H237V28L235 27V29H234L235 31H233ZM51 28H50V30H51ZM149 28H151V29H149ZM46 29H47V27H46ZM48 29L46 31H49ZM198 29H200V27ZM239 29L243 32V30L241 29V27H239ZM250 29H252V30H250ZM44 30H40L39 32H41V33L46 32ZM10 31H11V36L10 37H7L6 33L10 32ZM100 31H103V33L100 32ZM175 31L178 32V33H176ZM199 31H201V30H199ZM207 31L209 32L208 33L209 35H207ZM104 32H105V35L106 36L104 35ZM210 32L213 33V35L216 34V33L217 34L215 36H213ZM108 33H109V35H108ZM170 34L172 36H170ZM206 35H207V38L208 39H210V37L212 39H214V38L217 39L216 41H214L215 39L214 40L211 39L212 40L211 43L214 42L213 44H209L210 43V40H207L206 41L207 42L206 45L209 44L210 48L211 47L214 48L216 46L214 49L212 48L210 50L209 46H207L208 48L205 46V44H204L205 43V40L203 38L206 37ZM169 36H170V38H169ZM201 36H202V39L203 40L202 39L200 40V37ZM25 37H32V36L27 35ZM98 37L100 38V40H99ZM89 38H90V33H89ZM218 38H219V42H218ZM94 39H98V41H96ZM102 39H106L107 41L109 40L108 42H110V45H111V43L113 44V42L116 41V43L114 42V44H116V45L113 44V45L110 46L108 43L105 45L106 42L104 40L102 41ZM110 39L111 40L112 39H116V40H114V41L112 40V42H111ZM195 41H197V42H195ZM126 42L127 43L129 42L130 45H132L135 42H137L138 45L140 44L143 47H141V46L139 47L137 45V43H136V44H134L135 46H133L134 48L131 47V46H130L131 48H129V46L126 44ZM259 42H261L262 44H260ZM107 45H109V46H107ZM125 46H127V47H125ZM136 46L139 47L138 49H140V50H138L137 48H136V50H134ZM224 47H226V49ZM244 47H246V48H244ZM128 48L131 49V50H127ZM132 48H133V50H132ZM141 48H143V49H141ZM236 48L238 49V47H236ZM57 49H60V48H57ZM186 49H187V51H190L189 52L190 54L186 51ZM142 50H143V52L145 54H142L143 53ZM191 50H192V52H191ZM199 50H200V52H199ZM128 51H130V52H128ZM140 51H141V53H140ZM195 51L198 54V55L196 54L198 59L195 57V54H194ZM214 51L216 53H218L217 50H214ZM161 52H163V54L164 53L165 54L166 53L167 54L169 53V54H171V57H172L173 54L174 55L176 54L175 56L173 55V57L174 58L176 57V58L175 59H173V58L172 59H170V58L168 59L167 56H169V55L166 54L165 56H162L161 55L162 54ZM52 53L54 55H55V53H57V54L54 56V55H52ZM127 53H128V55H127ZM146 53L149 54V56H151L150 57L151 59L148 58L149 56L146 55ZM220 53H218V55ZM258 53L256 55H259ZM50 54H51V56H50ZM58 54H59V56L57 57ZM102 54H104V55H102ZM153 54L154 55H157L159 58H157V56L155 58V56H153ZM159 54L162 57H160ZM221 54L219 55V57L222 59V56H224L223 57V60H225V61H223L222 69H223V67L227 66V67H225L227 69V71L225 72V74L223 72V71L226 70L225 68L223 70L221 69L222 73L220 71H217V70H219L218 69L219 67L221 68V66H219V65L222 63V61H220V59L217 56L218 59L216 58L217 59L216 62L219 65L217 66V65H215L216 62L214 63V65L217 66L218 68L217 67L215 68L216 70H214V71H215L216 75H213V76H216V77L218 76L217 79H216V77H211L210 75H208V76H210V78L205 77V78H207L206 79L207 81L205 82L206 85L205 84H202V85L207 86V83H208V88H209L210 83L211 84H217V82H219V80H220L219 79V76H220V78H223V77H221L220 74L226 75V73L228 72V68H229V73L230 74H231V72H230L231 70L234 71L233 75L232 74L231 75L233 77L237 78V80H238V77L237 76L239 75V73H237V72H240L242 74L243 72L246 73L249 70L248 73H250V71L252 70V68H254L257 64L259 65V63H258L259 61L258 60L262 61L260 59V57L262 58L264 53L263 54H260L259 57L256 56V55L255 56L254 55L253 56L251 55L252 58L253 57H258L259 58V59L256 58L258 62L256 61L257 64L256 65L254 64L255 66H253L252 68H251V66L249 67L248 65H249V63L253 65V63H255V60H254L255 58H253L254 62L251 63L252 62V59L251 58H249V59L247 58L246 59V57H247L248 54L246 53L247 55H244V58L246 60V61L245 60L243 61V66L244 67H246L245 66L246 63H244V62H247V61H249L251 59V62H248L247 63L248 64L247 67H249L250 69L246 70V68H245L246 72L245 71H242L241 72V69L243 68L242 65H241V68L238 66L240 71H235L237 69V67H236L235 70H233L235 68V66L233 67V69H231L232 67H230V66L231 65L233 66V64H229V63L226 64V62H227L226 61L227 59L225 58L226 56L225 55H222L221 56ZM100 55H102L104 57L106 56L105 58L108 61L105 58L103 59V57L100 56ZM141 55H143V56H141ZM71 56L76 58L74 60V63H72L70 61L71 60ZM126 56H127V59H126ZM140 56L143 57V58H141ZM144 56H148V57H144ZM193 56H194V58H193ZM88 57H89V61L92 60L90 62L91 66L88 65L89 64L88 63L89 61L87 60ZM164 57H165V59H168L169 60V63H171V64H169L168 61L164 59ZM91 58H93V59H91ZM147 58L150 59V61ZM154 58H155V61L154 60L151 61ZM37 59H40V60L36 61ZM94 59L99 62V64H97V65H100V66L94 65V67L96 66L95 68H98V69L91 70L93 68L92 67V63L93 64L98 63V62L94 63L93 62V61H95ZM109 59H110V62H111L110 64H109ZM143 59H145V60H143ZM191 59H195V60L197 59L198 60L197 62L200 63V64L198 65V64H196L197 62L195 60H192V61H194V64H196V65L190 64L191 65L190 66L188 63L191 62ZM58 60H61V61H58ZM105 60H106V62H105ZM111 60L113 61V64H112V61ZM136 60L139 61L140 63L136 62ZM159 60H161V61H159ZM14 61H15V63H14ZM121 61H123V62H121ZM125 61H126V63H125ZM143 61L146 63V65H145V63ZM219 61H220V63H219ZM263 61H264V59H263ZM263 61H262V64H264ZM150 62L151 63L154 62L155 65L153 63L151 64ZM203 62H204V64H201ZM37 63H36V67L33 68V72H32L33 73V77H34V72L37 71V70H39V71H37L38 73L40 71H42V70H44V71L49 70V67H45V65H44V67L45 68H48V69L46 70L43 67H42L43 68L42 69L41 66H39ZM69 63L71 64V67H70V64ZM116 63L118 64V66H117ZM123 63L125 65H123ZM127 63H128V66H127ZM143 63L146 66V68H144L145 66L143 65ZM25 64H24V66H25ZM115 64H116V66H113ZM130 64H131V66H130ZM159 64H160V67L161 68L159 67ZM30 65H32V64H28L26 66H30ZM87 65L90 66V67H87ZM107 65H108L109 68L107 67ZM132 65H134V67H135L134 69H136V70H133ZM138 65H139V68L136 67ZM164 65L166 67H164ZM214 65L211 68H207V69H212L213 70L214 69L213 67H215ZM37 66H39L41 70L40 69H37V68H39ZM51 66H50V70H53L54 66L52 67V69H51ZM110 66L111 67H115L116 70L119 69V71H120V68L124 69V70H122L123 73L120 71L122 73L121 74L117 70L118 72L116 74L115 72H113V71H115V68L112 69V68H110ZM157 66H158V68H157ZM31 67H34V66H31ZM99 68L103 69L104 71L101 70L100 73H99V71H98V70H100ZM147 68H148V70H147ZM187 68H188V71H187ZM111 69L113 71L110 72ZM142 69H146V70H143V71H145L144 73H143ZM28 70L30 71L29 67L27 69V72H28ZM50 70L48 72H50ZM55 70L56 69H54V71ZM59 70H61V71H59ZM131 70H133V75H130V73H129V72H131ZM242 70H244V68ZM54 71H52V72H54ZM107 71L110 72V74L112 73L111 74L112 77H110V78L107 77L109 75V74L105 73ZM136 71L139 72L140 74L139 75L138 74L137 75L134 74V73H136ZM146 71H147V73L149 75V78H150V79H148V81L145 80L146 76L148 77V75L145 74ZM208 71H210L211 74H214L213 73L214 71H211V70H208ZM37 72H35V77H38V75H39ZM101 72H104L105 74H102ZM40 73L42 74L43 72H40ZM125 73H126V75H124ZM163 73H164V75H163ZM210 73H208V74H210ZM248 73H246L244 75H241L242 77L240 76L239 78H242L243 79V82H244V78H245V80L248 78V75H247ZM36 74H37V76H36ZM54 74L59 76V74H56V73H54ZM99 74H101L102 76H100ZM118 74L121 75V76H118ZM127 74H129V75H127ZM131 74H132V72H131ZM142 74H143V76H142ZM154 74H155L156 77L158 76V78L154 77ZM230 74H228V75H230ZM234 74H236V75L238 74V75L235 76ZM97 75L100 76V79H99L100 81H98V84L96 83L97 78H99ZM150 75H152L153 77L150 76ZM231 75H230V77L229 76L226 77L228 79L227 81L229 82L230 85H232V82H233L232 79H234V78L231 77ZM246 75H247V77H245ZM27 76L29 77L30 75L28 74V75H26V77ZM42 76L43 75H41V80L40 81H42L44 79L46 80V81H43L42 84L43 85L45 84V86L47 85L48 88H52V86H53L52 83H54L53 80L48 81L47 80L48 79L47 77H46L47 78L46 79L44 76L43 77ZM89 76L87 78H90ZM38 78H40V77H38ZM105 78H107V79H105ZM140 78H141V81H143V82L140 81ZM65 79H67V77H65ZM102 79H104V80H102ZM200 79L203 82H201L199 84ZM242 79H240V80L242 81ZM94 80H95V82H94ZM105 80L106 81H109V82L111 81L110 82L111 85L110 84H109L110 86L107 85V82H104ZM149 80L150 81L153 80V83H152V81L149 82ZM225 80L226 79H225V76H224V79H221V81H225ZM240 80H238V81H240ZM40 81H39V84H37V82L35 81L36 82V87L38 85V88H40V87L42 88V86H43V85H40ZM92 81L95 84L94 83L93 84L90 83ZM116 81H118V82H116ZM102 82H103V85L105 83L109 87H107L105 85L104 86L102 85L103 87L100 86L102 84ZM214 82H216V83H214ZM213 86L214 85H210V88H213ZM78 87H81V88L78 89ZM96 87L99 88V90ZM253 87H254V90H255V94L257 96H259L258 93H257V91H256L257 85L256 84H253ZM197 88H198V90H197ZM60 90L63 91L61 87H60ZM211 93H212V91H211ZM96 94H97V97H96ZM239 94H240V96L242 98V103L244 104V106L242 107L243 108V113L247 112L246 111L247 109H252V108H255L257 106V103H258L257 99L254 98V99H251V101H250V98L252 96L250 93L240 92ZM148 96H149V98H148ZM193 96H194V98H193ZM135 97L137 99H135ZM145 99H147L149 101V103H146ZM261 102H262V104H264V101L263 100ZM67 103H69V100H68ZM147 104L149 105L148 107H147ZM69 105L70 104H68V106ZM205 105H207V106L209 105V106L207 107ZM70 106L71 107L73 106V108H71L72 110L74 109V107L78 109V107H76L75 104L74 105H70ZM208 111H206V113ZM146 116L147 117L149 116V118H146ZM147 119L149 121H147ZM105 121H107V122L109 121L108 123L112 124L111 119L109 117H107V116L105 118ZM88 122L90 123V125H92L91 124V121L88 120ZM162 122L164 124H166L165 126H168L167 129L164 128L163 131H161V129H162L161 128V125H163ZM157 125L161 129L158 128ZM226 128L228 130L229 129L230 130L232 129V130L235 131L231 139H226V137L224 136V133L226 131ZM123 132H124L123 135H122V138H123V141H124L123 148L129 149L128 147L130 145V146L133 147L132 150H134V148L136 150V148H138L136 136L130 130L123 129ZM193 135H195V137H193ZM190 137H193V138L190 139ZM60 148H61V146H58L57 147V149H60ZM148 148L149 147L142 148V150H141L142 152L141 153H137L136 152L134 155H137V157H138L137 159L139 160L138 162H142L141 164H145L147 166V163L146 162L149 163L148 164L149 167L147 166V171L149 170V168H151L153 170L155 169V171H157V173L152 170V172H155L156 173L155 175H153L154 173H152V172L146 175V173H148V172H146V171H145L146 173L144 172V169L146 168L144 166L145 168L142 167L143 170L140 169L142 171V173L143 172L145 173V174L143 173L144 176H143V174L139 175L141 171L138 170L137 166L139 167L140 165H138L139 164L138 162L135 163L136 160H134L133 164L134 163L137 164L136 166L134 164V166H135L134 168H137V170H138L139 173L138 172L136 173V171H135L136 169H135L133 172H130V174L132 176V173L134 174V172H135L134 175H136V179L135 178L134 179L135 180H139L138 183L134 181L136 183L135 186H132L131 188H129V187L124 188L123 187L124 188L123 190L119 187L120 189L118 188L117 190H114L115 192H112V194H110L111 195V198L110 197L109 198L112 199L113 198V195L116 193L117 195L115 194L114 197H117L118 196L117 198L119 200H120V198H122L124 200V203L126 202L125 204H127V207H131L132 206L131 207L132 209H133V207L135 209L137 207V209L142 208L145 211L147 210L148 212H150V210L148 209V207L151 206L150 209H153V210H151L152 211L151 214H153V215L155 214V212L157 213L158 210H160L159 208H161V212L163 210L165 212H166V210H168L169 214L167 212L164 215H163L164 212H162V214H161V212L159 211L160 214H161V218L163 217L162 219H165L166 214H167V216H168L167 218H169V219L172 218V221H173V219L176 220V218H177V220H176L177 222L178 221H180V223H184L185 222L191 228L194 227L193 228L194 230L191 229L190 227H189L190 229H188L186 227L185 228L184 227H179L178 228V227L164 226L163 223L160 222V221H159L160 223L158 221H156L155 223L151 224V223H147L146 221L144 222L142 219H136V218H134V219L132 218L133 223H134V226H132V225H130V226H132V227H148L150 229H161V230L177 231V232H180L182 234H185V235H188V236H191V237H196V238H199V239H205V240H210V241H217V242L227 243V244H234V243H236V244H260V245H264V241L261 242V241H259L257 239L254 241L255 236H257L258 234H263L264 235V213L262 212L263 211V208H264V207H262L263 206L262 205V202L264 201L263 199H260L258 196L254 195V194H251L248 191L242 190L240 187L236 186V184L233 183L232 181L222 182V181H220L218 179L212 178L209 174L205 173L206 170H202V168L199 167V165L192 164L185 157H175L172 154H170L169 152H167V150L162 149V147H160L162 149V151L164 152L162 157L153 156L151 154L148 156V154H147V149ZM94 150H96V149H94ZM17 153L18 152L14 153V154L16 155ZM14 154H12V157L14 156ZM134 155H132L131 157L135 158L136 156L134 157ZM19 157H21V156H19ZM13 158H16V159L14 160ZM13 158H12V160L15 161V163L16 162L19 163L18 168L17 169H14L13 170L14 173H10V176H8V174H9L8 172L7 173L4 172V174L7 177H4L5 175L3 177L0 176V179L2 180L3 183H5V184H8V183L10 184L11 183L13 185V187H16L17 186V187H19L23 191L26 190L27 192H32L34 190L35 193H36L37 198H36V200L35 199H32V198L19 199V200H16V201H13V202H10L9 204H7L8 203V199L6 197H3V198L0 197V201H3L7 206H10V205H13V204H16V203H19V202H27V203H31L34 206L43 207V208H45L48 211L62 213L63 212V208L62 207H51V206H49V205L46 204L45 197L41 194L40 191H43V190L45 191L47 188L44 189V187H48V186L45 183H43V184H45L43 186V184L41 183V180H40L41 176L39 175L40 176L39 177L38 176V173H37V172H39V170L37 171L35 169L36 171L33 170L34 171L33 174H28V173H26V170H24V168L27 167V165L25 164L24 160H21L18 157H13ZM140 159H141V161H140ZM144 161H145V163H143ZM129 162H131V161H129ZM124 164L126 166L129 164L127 166L128 168H129L130 165L133 166L132 163H128V164L124 163ZM126 166H125V168H126ZM32 167H33V169L35 168L34 166H32ZM27 170H28V168H27ZM31 170H30V172H31ZM131 170H133V169H131ZM126 172H128V170ZM158 172H159V175H158ZM41 173H39V174H41ZM0 175H2L1 172H0ZM43 175L46 176L45 173H43ZM137 175H138V178H139V176H142L143 177V180L141 179V177H140V179L142 181H140V179H137ZM150 175H152V176L150 177ZM157 175H158V177H157ZM47 176H48V174H47ZM133 177H131V179H133ZM48 178L49 177H47V180H48ZM148 178H151V179H148ZM168 178H170V179H168ZM171 178L174 179L175 181L172 180ZM51 179L52 178H49L50 181H51ZM88 179H89L88 177L83 176V175L80 177V179H77L76 182L79 185L78 188L81 189V188H83L82 186L87 185L88 184ZM144 179H146L148 181H146ZM169 180H171L172 182H174V185H172L171 181H169ZM52 181L54 182V180H52ZM131 181H132V183H134L133 180H131ZM151 181H155V182H151ZM149 182L151 183V185H155L156 187L155 186H154L155 188L153 186L151 187V185L149 184ZM169 182L171 184H168ZM140 183H142L141 184L142 187L141 186H138V184L140 185ZM162 183L163 184L166 183L167 184V188H165V185L166 184L164 186H162ZM178 183H180L182 186L180 184L178 185ZM57 184H58L57 188L60 187L58 189H61V192H63L64 190H65L64 192H66V191L68 192L70 190V188H69V182H67V181H61L60 183L58 182ZM146 184H147V186H146ZM176 184H177V187H175ZM80 185H81V187H80ZM131 185L132 184H130V186ZM143 186H144V189H143ZM148 186L151 187V190L153 189V191H154L153 194H152V191L149 190V187ZM169 187L172 188V189L174 188L175 190H176V188L178 189L179 187H181V188L183 187V188H182V191L179 188L178 189V193L175 190H173V191H175L174 193H176V195L179 194L178 196H175V194H173V191H172V194H171V190L172 189H170ZM156 188L158 190H156ZM83 189H85V188H83ZM129 189L130 190H133V191H130ZM47 190H49V189H47ZM50 190H51V188H50ZM52 190L55 191V189H53V188H52ZM119 190H122L124 193L123 192L121 193ZM127 190H129L130 192H134L135 191V193L133 194V193L127 192ZM148 190L150 192H148ZM56 191H57V189H56ZM56 191L55 192H52L51 191V193L55 194ZM82 191L86 192L87 190H82ZM156 191L157 192L160 191L159 192L160 193L159 195H161V194L162 195L163 194L168 195V196H166V195H163L162 196L161 195L162 198H164L166 196L165 199L167 198L166 200H169V201H167L168 202V205L166 203V200H164L165 202L163 201L162 204L160 203V201H162V200H159V199H162V198H159L160 196L157 195ZM45 192H48V191H45ZM88 192L89 191H87V193ZM94 192H95L96 197H98V199L100 200L101 204L104 205V202H103V194L99 193L98 191H94ZM107 192L108 193L109 192L111 193L110 190H108ZM137 192H138V194L140 192V196L137 194ZM147 192L148 193H151L152 195L151 194L150 195L153 198H154V196H157V197L154 198L155 200L152 199L153 200L152 201L153 202L152 203L153 205H151L150 202H149L152 197ZM162 192H164V193H162ZM103 193H106V192L103 191ZM120 193H121V195H120ZM120 196H122V197H120ZM142 196H144V197H142ZM145 196H146V199H145ZM131 197L133 198V200H132ZM117 198L112 199V201L113 202L116 201L117 203L120 202L119 200H117ZM157 198H158V203H157L158 204L157 205L158 207L156 206V199ZM138 199H139V202L137 201ZM142 199L143 200L145 199V200L143 201ZM123 200H122V202H123ZM127 200L133 201V202H129V201L127 202ZM136 202H137V204H134ZM128 203L131 206L128 205ZM154 205H155V210H154ZM162 205L165 207V209L162 208ZM144 210H141V211H144ZM82 213H84V212H82ZM85 215L87 217L96 219L97 221L103 219V213L100 212V211L95 212V213H91V214L89 212L88 215L87 214H85ZM155 216H159V215H155ZM184 216H185V218H184ZM179 219H181V220H179ZM216 220H219V222L216 221ZM189 223H191V225ZM215 223H216V225H215ZM218 224H221V225L223 224V226H224V228H223L224 229V232L225 231H228L229 232L233 228H236L237 231H239L240 234H241L242 233L241 230L244 228L245 230H247V232H250V233L247 234L248 236H243L242 234H241L242 236L238 235L239 237L238 236L237 237H233V236H230V235H221L222 233H219V231L220 232H223L222 231L223 229L221 227H218L219 229L216 228ZM218 226H220V225H218ZM198 229H200V230L203 229V231L206 229L207 231L205 230L204 232H206L207 234L206 233H202V231H200ZM208 230L209 231L211 230L212 232L214 231L215 234L214 233L213 234L215 236H212L210 233H208L209 232ZM216 232H217V234H216ZM252 237H254V238H252Z\"/></svg>",
	"mask_w": 264,
	"mask_h": 264
},
{
	"label": "water",
	"instance_id": "obj_3",
	"mask_svg": "<svg viewBox=\"0 0 264 264\" xmlns=\"http://www.w3.org/2000/svg\"><path fill=\"white\" fill-rule=\"evenodd\" d=\"M0 264H264V245L132 227L125 220L104 225L77 210L0 201Z\"/></svg>",
	"mask_w": 264,
	"mask_h": 264
}]
</instances>
